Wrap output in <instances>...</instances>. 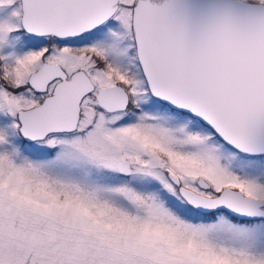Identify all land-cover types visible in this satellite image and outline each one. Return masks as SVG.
Instances as JSON below:
<instances>
[{"label":"snow or ice","instance_id":"6c2138e0","mask_svg":"<svg viewBox=\"0 0 264 264\" xmlns=\"http://www.w3.org/2000/svg\"><path fill=\"white\" fill-rule=\"evenodd\" d=\"M0 264H264V0H0Z\"/></svg>","mask_w":264,"mask_h":264}]
</instances>
